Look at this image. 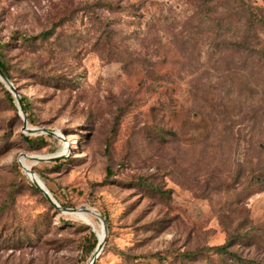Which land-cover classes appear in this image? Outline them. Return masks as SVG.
Listing matches in <instances>:
<instances>
[{"label":"rangeland","instance_id":"rangeland-1","mask_svg":"<svg viewBox=\"0 0 264 264\" xmlns=\"http://www.w3.org/2000/svg\"><path fill=\"white\" fill-rule=\"evenodd\" d=\"M0 43L30 128L0 79V264H88L101 229L22 158L103 216L93 264H264V0H0Z\"/></svg>","mask_w":264,"mask_h":264},{"label":"water","instance_id":"water-1","mask_svg":"<svg viewBox=\"0 0 264 264\" xmlns=\"http://www.w3.org/2000/svg\"><path fill=\"white\" fill-rule=\"evenodd\" d=\"M0 79L6 84L8 90L10 91V93L12 94V96L15 98L16 100V105H17V109H18V113L22 116V118L24 119V128L27 130H30V128H28L26 126L27 123V118H26V114L23 108V105L21 103V99H20V94L17 90V88L14 86V84L9 80V78L5 75V73L3 72V70L0 67ZM48 133L51 134H55L54 132L48 130ZM27 158L30 159H34V160H46V159H52V158H58V156H38V155H25ZM30 173H34L32 171L29 170L27 171V175L29 177V179L33 182V180L30 178ZM35 174V173H34ZM40 178V177H39ZM41 184L38 183H34L35 186H37L39 188V190H41V192L43 193V195L47 198V200L51 203V205H53L55 208L60 209L61 211L73 214L75 212H79V211H83V212H87V213H91L93 215H95L96 217L99 218V220L101 221V225L103 228V237L100 239L97 232L95 231L94 228L93 231L96 233V237L98 239L96 246H95V250H94V254L92 255V257L90 258L88 264H93L95 259L98 257L99 253L101 252L104 242H105V238H106V222L103 218V216L97 212L94 211L93 209H89V208H71V207H65V206H61L56 199L52 196V194L50 193V191L48 190V188L46 187L45 183L41 180Z\"/></svg>","mask_w":264,"mask_h":264},{"label":"trees","instance_id":"trees-1","mask_svg":"<svg viewBox=\"0 0 264 264\" xmlns=\"http://www.w3.org/2000/svg\"><path fill=\"white\" fill-rule=\"evenodd\" d=\"M248 20H249V17H248ZM51 31L52 30H46L44 32H41V35H47V34L51 33ZM3 47H4V45L0 43V67L3 70V72L5 73V75L7 77H9L8 64L6 63L5 56L3 54ZM5 94H6L7 100L10 103H13V96L10 93V91L6 90ZM20 99H21V103L23 105L24 111L28 112L29 106L25 101L26 96L21 94ZM25 139H26L27 143L33 147L46 145V140H45L43 135H37V136H31V137L25 136ZM97 241H98V239H97L96 235L94 233H92V242H91L92 249H94V247L96 246ZM228 242H229V240H227V242H225L221 245L208 246V247H206L207 248L206 251H209V252L213 251L215 253H218L222 257H224L225 255H229L231 257H234V256L237 257L238 255L228 248ZM200 251H202V250H200ZM187 255H192V254L188 253Z\"/></svg>","mask_w":264,"mask_h":264},{"label":"bare ground","instance_id":"bare-ground-1","mask_svg":"<svg viewBox=\"0 0 264 264\" xmlns=\"http://www.w3.org/2000/svg\"><path fill=\"white\" fill-rule=\"evenodd\" d=\"M39 156V155H38ZM21 163L23 164V166H24V168L28 171L29 170V164L28 163H26L25 162V159L24 158H22L21 159ZM31 171V170H30ZM30 178L33 180V182H35V183H38V184H41V181H40V179L39 178H37L35 175H34V173H30ZM78 213H83V214H85V215H80V214H78ZM74 214V213H73ZM75 216L77 217V218H80V219H83V220H85V221H88V222H91L90 221V217H89V213H87V212H83V211H79V212H75ZM91 214V213H90ZM74 216V215H73ZM100 227H101V229H100V231H99V238L101 239L102 237H103V228H102V225H100Z\"/></svg>","mask_w":264,"mask_h":264}]
</instances>
